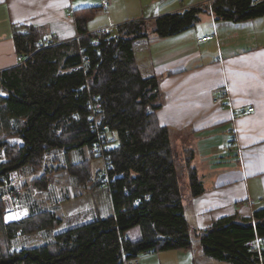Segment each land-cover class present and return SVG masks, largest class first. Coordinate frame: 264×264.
I'll return each instance as SVG.
<instances>
[{
    "label": "trees",
    "instance_id": "trees-1",
    "mask_svg": "<svg viewBox=\"0 0 264 264\" xmlns=\"http://www.w3.org/2000/svg\"><path fill=\"white\" fill-rule=\"evenodd\" d=\"M211 7L230 19L264 16V0H215ZM209 10L206 5L162 15L151 24V32L161 37L179 34L195 26L200 14ZM94 15L93 8L75 11L80 41L52 44L34 25L15 28L17 52L31 57L24 64L0 70V90L7 94L0 95V156L4 159L0 186L11 171L27 165L42 168L45 155L53 149L69 152L88 146L91 152L98 137L90 126L88 108V98L94 94L100 103L101 125L108 127L110 136V185L106 188L114 214L60 232L50 243L15 250L13 240L20 232L52 229L60 219L50 211L7 222L0 199V264H133L143 253L193 248L196 238L204 253L219 261L261 264L249 243L264 236V207L255 209L251 218H221L199 233L190 227L181 172L187 169L194 196L202 193L203 184L191 158L178 156L171 128L159 122L160 78L145 77L136 63L135 43L149 36L147 22L121 24L106 39L89 31L88 21ZM83 56L88 60L86 67L74 70ZM12 137L21 138L23 145L11 144ZM101 167L102 163L96 176L103 186ZM65 168L84 180L86 171L88 176L92 173L91 159L69 162ZM34 183L47 189L48 173ZM31 223L36 226L31 228ZM134 227L141 231L138 240L128 234Z\"/></svg>",
    "mask_w": 264,
    "mask_h": 264
},
{
    "label": "crops",
    "instance_id": "crops-1",
    "mask_svg": "<svg viewBox=\"0 0 264 264\" xmlns=\"http://www.w3.org/2000/svg\"><path fill=\"white\" fill-rule=\"evenodd\" d=\"M101 2L0 0V70L18 64L14 30L22 25L40 28L48 42H60L79 34L75 11L81 8L95 10L88 21L89 31L95 33L105 26L138 20L151 29L162 15L208 5L210 10L200 14L198 23L179 34L161 37L151 29L148 37L137 40L136 63L145 77L160 78L159 122L171 128L178 156L191 158L202 180L203 191L194 196L187 169L181 172L191 229L199 233L224 217L251 218L255 209L264 207V16L225 18L206 0H108L105 8ZM206 36L211 38L200 40ZM0 95L7 96L1 90ZM250 108L254 110L247 112ZM12 139L23 145L21 138ZM87 159H91L92 173L88 176L86 171L84 180L65 168L69 162ZM3 160L0 156V163ZM99 166L89 147L83 146L69 152L53 149L45 155L42 168L27 165L18 170L24 177L21 212L26 219L45 210L60 219L50 234L43 230L48 233L46 243L60 232L114 214L111 193L96 176ZM46 172L49 187L42 190L34 180ZM5 192L0 187V193ZM9 208L5 206L7 222L25 219L14 218ZM16 238L15 250L28 247L15 245ZM136 238H141L140 232ZM133 264L228 263L206 255L196 238L193 248L143 253Z\"/></svg>",
    "mask_w": 264,
    "mask_h": 264
},
{
    "label": "built area",
    "instance_id": "built-area-1",
    "mask_svg": "<svg viewBox=\"0 0 264 264\" xmlns=\"http://www.w3.org/2000/svg\"><path fill=\"white\" fill-rule=\"evenodd\" d=\"M102 6H108V0H101ZM215 0H206V2L211 6ZM120 29V25L112 24L109 26L102 27L98 29L95 33L100 37H105L109 39L112 35L116 34ZM211 36H206L200 40L210 39ZM76 39L80 41L81 35L78 34ZM58 43L57 41H52V44ZM83 46L80 45V52L83 53ZM31 55L20 54L18 56V64H24L28 61ZM88 60L85 56L82 57V63L79 67L74 68V70H79V68H85ZM94 94H91L88 98V108L90 110V126L98 134L97 140L92 144L91 152L97 159H101L103 167L100 168L99 174L102 176L103 186L109 187L110 178L107 177V169L109 165V155L110 144L108 136V127L106 125H101V116L98 115L100 111V103L96 99ZM216 102H219L217 99ZM254 108H250L247 112L253 111ZM115 136L111 135V139L114 140ZM109 165V166H108ZM24 177L18 172V170L11 171L9 175L4 179V184L0 186L5 188L6 192L1 196V200L4 202L8 201L9 213L13 214L14 218L26 217L27 214L21 212L23 205V193L25 192V186L23 185ZM20 220V219H18ZM250 249L252 251L258 252L261 264H264V236L257 237L256 240L249 243ZM230 264V263H228Z\"/></svg>",
    "mask_w": 264,
    "mask_h": 264
},
{
    "label": "rangeland",
    "instance_id": "rangeland-1",
    "mask_svg": "<svg viewBox=\"0 0 264 264\" xmlns=\"http://www.w3.org/2000/svg\"><path fill=\"white\" fill-rule=\"evenodd\" d=\"M101 13V12H100ZM9 142L11 143V144H13V143H15V141H13V139L12 138H10L9 139ZM93 155V154H92ZM94 156V155H93ZM1 158H3V154L1 155ZM98 161L99 162H102V160L101 159H98ZM43 176V175H42ZM42 176H41V178H42ZM40 178H38V180H39ZM37 180V179H36ZM49 181H50V178H49ZM181 184H182V187H183V193H184V197L186 198L187 196V189H186V185L184 184V181H182L181 182ZM39 189H41V188H39ZM48 189V188H47ZM42 190H44V189H42ZM46 190V189H45ZM4 203H5V206L6 207H9V204H8V201L7 200H5L4 201ZM43 209H45V207H42ZM43 212H45V213H48V212H50L49 210H45V211H43ZM13 215V214H12ZM25 218H27V217H25ZM20 220H22V219H20ZM37 220H39V223L41 222L40 221V219H36V221ZM33 223H35V221H33ZM33 223H31L30 224V227L31 228H33L34 226H36V225H33ZM64 227V226H63ZM54 229V228H53ZM52 229V230H53ZM58 230H61L62 229V227H58L57 228ZM43 230H50V229H39L38 231H36V232H33V233H25V232H20L19 234H18V238H16V239H18L19 241H17L16 243L14 242V244L15 245H20V246H23V245H28V247H32V246H38L39 244H41V243H46V241H45V239L47 240V238L46 237H48L47 236V234L49 233H51V230L50 231H46V232H48V233H46L45 231H43ZM130 236H131V239L132 240H135V239H137L136 238V234H137V232H140V234H141V231H140V229H139V227H134V228H132L130 231ZM17 243H19V244H17Z\"/></svg>",
    "mask_w": 264,
    "mask_h": 264
},
{
    "label": "bare ground",
    "instance_id": "bare-ground-1",
    "mask_svg": "<svg viewBox=\"0 0 264 264\" xmlns=\"http://www.w3.org/2000/svg\"><path fill=\"white\" fill-rule=\"evenodd\" d=\"M102 8V7H101ZM105 8V7H104ZM260 258V257H259Z\"/></svg>",
    "mask_w": 264,
    "mask_h": 264
}]
</instances>
